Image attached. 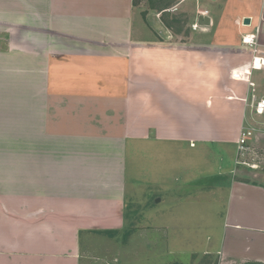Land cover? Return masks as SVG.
<instances>
[{
  "label": "crops",
  "instance_id": "1",
  "mask_svg": "<svg viewBox=\"0 0 264 264\" xmlns=\"http://www.w3.org/2000/svg\"><path fill=\"white\" fill-rule=\"evenodd\" d=\"M173 9L193 28L158 29L136 0H0V264H128L139 188L167 181L172 156L186 166L210 143L237 145L246 99L264 96V0ZM213 247L216 264H264V176H233Z\"/></svg>",
  "mask_w": 264,
  "mask_h": 264
},
{
  "label": "rangeland",
  "instance_id": "2",
  "mask_svg": "<svg viewBox=\"0 0 264 264\" xmlns=\"http://www.w3.org/2000/svg\"><path fill=\"white\" fill-rule=\"evenodd\" d=\"M179 1L136 0V7L139 9L136 14L139 18L144 16L147 21L151 14H155L156 28L160 29L163 24L174 32L184 34L189 25L191 26L189 28H193L194 22L187 12L173 9ZM248 108L250 109H248V115L252 117L250 123L246 122L243 129L251 130L252 135L246 143L249 149L244 153L239 154L238 142L235 147L210 143L206 154H203L202 161L197 164L188 163L186 166L173 165L175 160L176 164L183 161V156L180 160L172 156L170 159L172 164H169L170 178L167 181L157 179L153 181L151 187L139 188L141 197L148 194L144 198L136 199L138 204L130 205L128 209L126 226H130V221L135 222L137 232L133 236V243L130 242L133 247L126 246L128 249L132 248L131 252H127H130L133 257L124 259L125 251H123V259L128 260L126 263L170 264L173 261H180L195 264V259L197 264L217 263L220 256L216 253L207 254L206 248L212 249L211 246H217V244L220 248L228 206V192L233 176L240 179H259L264 176V115L256 114L250 106ZM253 112L257 117L252 114ZM251 122H255V125ZM237 161L256 164L257 167L253 168ZM153 167L161 168L158 159L152 160L151 173ZM160 197L162 201L155 203ZM163 215L169 217L170 228L167 223L163 224ZM144 234L148 239L154 240L156 246L150 245L147 249H138V243L142 241ZM169 236L180 245L178 251L169 252L163 245V237L169 238ZM128 237L127 239L131 238ZM102 244H98L96 248ZM173 247L178 249L176 246ZM136 252L139 255H136ZM107 264H110L109 260Z\"/></svg>",
  "mask_w": 264,
  "mask_h": 264
},
{
  "label": "built area",
  "instance_id": "3",
  "mask_svg": "<svg viewBox=\"0 0 264 264\" xmlns=\"http://www.w3.org/2000/svg\"><path fill=\"white\" fill-rule=\"evenodd\" d=\"M195 26H198L197 24H195ZM257 37L255 34H245L243 36V42L245 44H249V45H256L257 44ZM257 60L262 61V63H264V59L262 57H255L254 59V63H256ZM263 65V64H262ZM261 65V66H262ZM241 75L242 72L239 70H234L233 71V77H240V75H238V73ZM247 105L250 106V108L252 109V111H254L256 114L258 115H264V96L262 97H257L255 94L252 95V97L250 98V100H247ZM252 135V131L251 130H242L241 135L239 137L238 140V150H239V154L240 153H244V151L248 150L249 147L246 146L247 140L248 138ZM238 163H243V164H247L250 167H257L256 164H249L245 161H237Z\"/></svg>",
  "mask_w": 264,
  "mask_h": 264
},
{
  "label": "water",
  "instance_id": "4",
  "mask_svg": "<svg viewBox=\"0 0 264 264\" xmlns=\"http://www.w3.org/2000/svg\"><path fill=\"white\" fill-rule=\"evenodd\" d=\"M244 24H249L251 22L250 17H245L244 18ZM197 24L200 26H206L210 24V18L209 16L205 15V14H200L197 20Z\"/></svg>",
  "mask_w": 264,
  "mask_h": 264
},
{
  "label": "bare ground",
  "instance_id": "5",
  "mask_svg": "<svg viewBox=\"0 0 264 264\" xmlns=\"http://www.w3.org/2000/svg\"><path fill=\"white\" fill-rule=\"evenodd\" d=\"M260 61V60H259ZM259 61H258V63H259ZM257 62V61H256ZM256 64V63H255ZM262 64H264V63H262V61H260V66L259 67H261V65ZM238 73V72H237ZM238 75H239V73H238Z\"/></svg>",
  "mask_w": 264,
  "mask_h": 264
}]
</instances>
